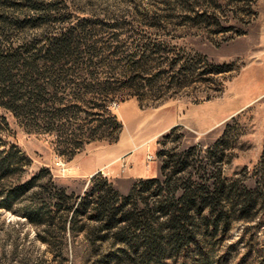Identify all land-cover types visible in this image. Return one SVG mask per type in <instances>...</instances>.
<instances>
[{
	"label": "trees",
	"instance_id": "1",
	"mask_svg": "<svg viewBox=\"0 0 264 264\" xmlns=\"http://www.w3.org/2000/svg\"><path fill=\"white\" fill-rule=\"evenodd\" d=\"M67 12L65 0H0V107L28 133L51 137L55 152L72 159L91 142L119 141L124 125L111 109L119 92L118 74H135L130 87L141 102L157 88L153 79L143 77L151 70L154 51L137 45L121 58L125 51L99 47L88 32L72 25L59 29ZM44 27L57 32L44 36L27 31ZM162 66L154 75L168 79V90L211 80L210 73L226 70L201 56ZM164 94H155L151 106L162 103L168 97ZM178 130L174 126L163 135L160 175L137 179L123 194L98 172L75 195L57 184L47 167L26 176L33 161L9 139L10 123L0 114V207L25 217L53 249L82 236L92 253L108 261L135 258L142 264H163L196 246L200 235L228 227L236 212L250 218L264 202V151L259 184L248 188L226 179L221 167L212 175L204 170L202 162H215L217 150L208 149L198 161L196 146L170 147Z\"/></svg>",
	"mask_w": 264,
	"mask_h": 264
},
{
	"label": "rangeland",
	"instance_id": "2",
	"mask_svg": "<svg viewBox=\"0 0 264 264\" xmlns=\"http://www.w3.org/2000/svg\"><path fill=\"white\" fill-rule=\"evenodd\" d=\"M65 1L67 18L57 24L59 29L72 25L76 31L88 32L99 47H109V52L125 51L119 54L121 58L134 52L137 45L148 53L154 51L151 70L143 77L153 79L157 89L141 102L130 87L135 74H118L119 92L111 109L124 125L119 141L91 142L72 159L55 152L51 137L28 133L9 110L0 107V114L10 123L9 139L33 161L26 176L47 167L57 184L79 195L90 177L100 172L127 194L131 189L126 191L127 184L133 185L138 173L161 166L158 151L164 147L163 135L179 126L170 147L196 146L198 161L208 149L217 150L215 162H202L205 171L212 175L221 167L226 179L248 188L259 184L264 151V0ZM27 31L44 36L57 32L45 27ZM190 56L206 57L226 70L210 73L211 80L196 79L186 87L170 90L168 79L155 77L159 65ZM121 63H125L123 59ZM155 94L168 97L151 106ZM178 135H182L181 140L172 141ZM217 142L219 147H215ZM150 153L155 155L153 160H148ZM221 153L224 156L219 162ZM139 204L144 206L141 200ZM257 207L247 219L239 218L236 212L228 227L200 235L196 246L168 257L163 264H264V202ZM0 264L142 262L135 258L118 263L103 259L90 251L82 236L53 249L25 217L0 207Z\"/></svg>",
	"mask_w": 264,
	"mask_h": 264
},
{
	"label": "crops",
	"instance_id": "3",
	"mask_svg": "<svg viewBox=\"0 0 264 264\" xmlns=\"http://www.w3.org/2000/svg\"><path fill=\"white\" fill-rule=\"evenodd\" d=\"M111 152V155H110V157H112L113 156V153H112V151H110ZM98 171V170H97ZM159 172H160V167H159V165H157L156 166V168L153 170V171H151V172H149V170L147 169H144L143 171H141L140 173H138V175L135 177V178H147V177H156V176H158L159 175ZM131 178V177H130ZM134 178V177H133ZM128 186H127V189H126V191L127 190H129L130 188H131V186H132V184H127Z\"/></svg>",
	"mask_w": 264,
	"mask_h": 264
},
{
	"label": "built area",
	"instance_id": "4",
	"mask_svg": "<svg viewBox=\"0 0 264 264\" xmlns=\"http://www.w3.org/2000/svg\"><path fill=\"white\" fill-rule=\"evenodd\" d=\"M154 158H155V155H154V154H151V153H150V154L148 155V160H153Z\"/></svg>",
	"mask_w": 264,
	"mask_h": 264
}]
</instances>
